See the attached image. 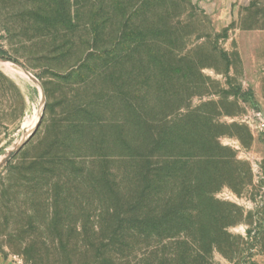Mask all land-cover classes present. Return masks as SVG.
I'll list each match as a JSON object with an SVG mask.
<instances>
[{
    "label": "rangeland",
    "instance_id": "obj_1",
    "mask_svg": "<svg viewBox=\"0 0 264 264\" xmlns=\"http://www.w3.org/2000/svg\"><path fill=\"white\" fill-rule=\"evenodd\" d=\"M112 46L116 57L95 56ZM0 48V264H147L145 243L116 233L110 191L23 173L61 136L65 101L78 98H97L102 111L83 140L109 146L134 138L139 120L160 127L181 124L189 108L208 113L234 158L201 187L218 202L200 219L224 210L230 224L207 237L204 264H264V0H0ZM77 70L92 83L61 82Z\"/></svg>",
    "mask_w": 264,
    "mask_h": 264
},
{
    "label": "trees",
    "instance_id": "obj_2",
    "mask_svg": "<svg viewBox=\"0 0 264 264\" xmlns=\"http://www.w3.org/2000/svg\"><path fill=\"white\" fill-rule=\"evenodd\" d=\"M133 34L142 35L136 30L124 33L118 44L130 41ZM117 50L112 46L95 56L108 57L111 52L116 57ZM123 53L126 55L127 51ZM3 54L5 51L0 48V55ZM92 79L77 70L61 82L74 81L85 88ZM65 102L71 108L67 110L69 118L61 125V136L52 140L46 152L33 159L23 173L32 179L47 173L72 175L74 180L79 179L77 183L110 191L119 205L111 215L116 233L121 238L142 240L147 247V264H204V254L212 244L207 237L225 234L230 224L219 220L227 217L224 210L209 212L212 223L200 219L217 201L214 191L201 187L209 184L212 169L224 177L223 169L234 158L222 154L227 148L211 133L215 124L209 114L196 106L179 113L181 124L165 120L160 127H152L139 120L134 138L123 137L109 146L95 143L92 138L83 140L90 131L95 134L100 127L97 125L102 123L99 100L78 98L76 102ZM48 105L47 101L45 110ZM117 127L119 133L127 130L124 118ZM111 148L113 155L90 154ZM103 264H115V260L103 258Z\"/></svg>",
    "mask_w": 264,
    "mask_h": 264
},
{
    "label": "built area",
    "instance_id": "obj_3",
    "mask_svg": "<svg viewBox=\"0 0 264 264\" xmlns=\"http://www.w3.org/2000/svg\"><path fill=\"white\" fill-rule=\"evenodd\" d=\"M256 119H257V123H256L257 130L259 133L264 135V118L260 115V113H256Z\"/></svg>",
    "mask_w": 264,
    "mask_h": 264
},
{
    "label": "water",
    "instance_id": "obj_4",
    "mask_svg": "<svg viewBox=\"0 0 264 264\" xmlns=\"http://www.w3.org/2000/svg\"><path fill=\"white\" fill-rule=\"evenodd\" d=\"M26 139H27V138H24L23 140H21L20 142H18V143L15 145L14 149L11 150V152L9 153V155H10V156L14 155V154L19 150V148L23 145V143L25 142Z\"/></svg>",
    "mask_w": 264,
    "mask_h": 264
},
{
    "label": "bare ground",
    "instance_id": "obj_5",
    "mask_svg": "<svg viewBox=\"0 0 264 264\" xmlns=\"http://www.w3.org/2000/svg\"><path fill=\"white\" fill-rule=\"evenodd\" d=\"M23 71V70H22ZM31 76V75H30ZM33 78V77H32Z\"/></svg>",
    "mask_w": 264,
    "mask_h": 264
}]
</instances>
